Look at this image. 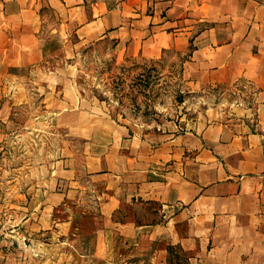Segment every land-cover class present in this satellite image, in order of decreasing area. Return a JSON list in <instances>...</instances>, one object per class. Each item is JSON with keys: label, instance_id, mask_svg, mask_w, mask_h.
<instances>
[{"label": "crops", "instance_id": "obj_1", "mask_svg": "<svg viewBox=\"0 0 264 264\" xmlns=\"http://www.w3.org/2000/svg\"><path fill=\"white\" fill-rule=\"evenodd\" d=\"M72 36L121 57L189 51L185 75L220 102L188 127L119 122L66 66H44L46 46L65 52ZM9 84L28 87L23 102L42 91L41 114L64 138L5 170L0 236L27 237L43 264H167L176 247L191 264H264V0H0ZM19 96L0 94V150ZM7 236L0 264H20Z\"/></svg>", "mask_w": 264, "mask_h": 264}, {"label": "rangeland", "instance_id": "obj_2", "mask_svg": "<svg viewBox=\"0 0 264 264\" xmlns=\"http://www.w3.org/2000/svg\"><path fill=\"white\" fill-rule=\"evenodd\" d=\"M76 44L75 36L70 37L66 53L61 52L64 47L57 44L47 45L44 66L52 67L48 70L52 72L59 64L66 66L67 75L76 78L78 90L98 101L109 116L119 122L145 129L163 128L171 123L188 127L207 106L220 102L218 88L199 87L185 75L189 51L185 54L167 51L157 59H149L121 57L114 52L115 45L110 41L95 46L76 47ZM14 91L19 92L20 101L5 108L6 111L13 108L14 119L6 129L4 148L0 150V179L7 175L5 170L15 166L22 171L40 161L58 148L64 138L54 119H44L41 114L44 110V103L39 99L42 91L34 89L23 102L29 92L27 86H0V94L5 96ZM6 235H9V247L16 248L14 252L21 258L20 264H43L39 260L43 248L29 247L27 237L15 239L10 230L0 237ZM68 248L75 252L76 247ZM51 251L55 257L62 252L60 248ZM168 255L167 264H191L192 256L178 247Z\"/></svg>", "mask_w": 264, "mask_h": 264}, {"label": "trees", "instance_id": "obj_3", "mask_svg": "<svg viewBox=\"0 0 264 264\" xmlns=\"http://www.w3.org/2000/svg\"><path fill=\"white\" fill-rule=\"evenodd\" d=\"M173 251V249L171 250V252Z\"/></svg>", "mask_w": 264, "mask_h": 264}]
</instances>
